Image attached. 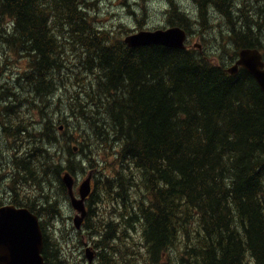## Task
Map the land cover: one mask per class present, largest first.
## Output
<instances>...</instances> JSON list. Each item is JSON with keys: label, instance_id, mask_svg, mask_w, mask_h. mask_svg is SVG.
I'll return each instance as SVG.
<instances>
[{"label": "trees", "instance_id": "1", "mask_svg": "<svg viewBox=\"0 0 264 264\" xmlns=\"http://www.w3.org/2000/svg\"><path fill=\"white\" fill-rule=\"evenodd\" d=\"M191 1L196 21L170 0V26L190 35L191 28L206 29L219 16L234 49L232 63L242 49L264 56V0ZM86 5V0H0V75L11 53L29 61L21 78L0 82V123L11 125L0 127V144L19 137L28 145L25 153L14 147L0 170L10 167L15 182L40 192L38 207L33 201L14 204L41 219L45 264L67 263L60 239L49 238L42 220L59 213L54 186L66 198L61 174L77 178L80 156L107 164V149L112 173L99 176L127 213L128 227L100 220L93 242L98 264H264V97L254 79L242 68L230 74L195 49L130 48L113 41L93 26ZM71 50L92 76L69 100L80 140L88 149L97 145L93 158L81 144L60 157L53 148L67 128L60 131L48 119L34 129L16 113L67 88L60 74L70 70ZM140 186L143 199L133 203L128 189ZM135 226L144 249L139 257L126 247L122 251L123 236Z\"/></svg>", "mask_w": 264, "mask_h": 264}, {"label": "rangeland", "instance_id": "2", "mask_svg": "<svg viewBox=\"0 0 264 264\" xmlns=\"http://www.w3.org/2000/svg\"><path fill=\"white\" fill-rule=\"evenodd\" d=\"M87 5L85 11L88 14V18L96 29L105 31L113 35L112 40L123 41L128 35H131L140 31H154L157 29H167L171 27L168 23V11L170 9V0H86ZM179 7V10L186 13L193 21H196V9L191 0H173ZM218 21V22H217ZM217 23V24H216ZM226 23L222 18L217 16L216 21L209 20L206 29L202 28H191V34L189 35V41L187 47L189 49L198 50L206 57L210 58L212 62L217 65L224 64L226 67H231L232 60L234 58V49L232 44L229 42L227 35H225ZM3 53L0 52V57ZM7 62L4 72L0 75V82H12L16 81V78H21L23 73L29 69L27 59L21 58L20 54L7 55ZM81 58H78L75 51L71 50L68 52V58L66 60L67 66L70 70L63 71L61 75L62 82L67 85V88L57 95L52 96L44 101H36L35 104L22 106L17 109L16 113H21L24 120L23 124L32 126L34 129H39L47 122L48 119L53 120L56 123V127L61 126L62 129L67 128V133L60 132L57 134L58 141L56 146L53 148L56 154L60 157H65L69 153V149L72 148L73 152L77 149V146L83 145L84 152L92 151L90 157L93 158L98 151L97 145H93L91 149H88V144L85 141L80 140L78 133L80 130L77 127L76 119L71 115L74 106L70 104L69 95L74 91H80V88L88 86L92 81V76L86 73V70L80 67L79 62ZM77 66V67H76ZM69 76L65 81V76ZM6 80V81H3ZM60 85L63 87V83ZM0 83V84H1ZM83 85V86H82ZM21 100V99H20ZM23 101V99H22ZM28 108V109H27ZM31 108V109H30ZM56 114V115H55ZM61 117L62 122H58L57 119ZM63 117V118H62ZM60 123V125H59ZM11 125H4L0 123V127L9 128ZM0 128V132H2ZM61 131V130H60ZM68 139V140H67ZM9 141L0 144V163L2 161H9V157H13L15 151L14 147L18 146L17 152L25 153L28 145L22 144L26 140L17 138L16 142ZM77 141L78 143H74ZM100 153V152H99ZM19 154V153H18ZM107 164L99 163L96 161L95 164L86 162L82 156L79 157L81 161V168L77 167V183L76 187L86 177V175L92 171L93 179L92 194L89 197L90 207L88 211L91 212L89 220L85 219L81 231L76 232L73 227L72 219L75 214L71 208L68 199L64 198L61 192H58L57 186H54V194H56L57 207L59 213L54 218H49L48 215L44 214L43 223L47 228L48 236L50 239H60V249L62 257L67 259L68 264H87V260L84 251L87 247L94 248V240H97V233L94 228H98L99 222L102 218H106L113 221L118 228L125 229L127 220H124L123 215H127L123 209H121V203L115 202L116 195L112 193L108 194V190L104 185V178L99 176V173H112V166L110 160L112 159L111 149H107L106 153ZM97 163V164H96ZM103 165V166H102ZM5 169H1L0 173V205H15V203H27L35 202V207L40 206V200L38 196L40 192H36L35 188H32L29 183L18 179L15 182V177L12 172L8 171L10 167L5 166ZM102 168V171L100 172ZM134 169V168H132ZM5 171V172H3ZM10 173L13 175L9 176ZM48 175L44 177L47 181ZM13 183V184H12ZM56 184V183H55ZM13 185V188L11 187ZM15 188V190H14ZM106 190V193L104 191ZM60 191V190H59ZM142 187L139 189L132 188L131 191L128 189V199L133 200V203L141 201L142 198ZM107 194V195H106ZM113 196V200L111 199ZM29 198L30 201H27ZM34 205V204H32ZM41 220V219H40ZM88 223V225H87ZM91 229H93L91 231ZM64 237V238H63ZM141 235L139 234V226H135V230L126 232L123 236L122 251L126 247L128 253L134 254L139 257V254H144V249L141 246ZM177 249H181V245L177 246ZM178 254H176L177 256Z\"/></svg>", "mask_w": 264, "mask_h": 264}, {"label": "water", "instance_id": "3", "mask_svg": "<svg viewBox=\"0 0 264 264\" xmlns=\"http://www.w3.org/2000/svg\"><path fill=\"white\" fill-rule=\"evenodd\" d=\"M187 34L183 29L170 28L155 31H141L127 36L124 43L131 48L157 45L183 50ZM239 68L244 69L256 82L264 97V61L257 49H242L235 64L228 69L236 74ZM61 181L66 188L67 197L75 211L73 226L79 231L87 216L86 199L91 193L92 174L74 190L75 179L70 173H64ZM43 232L38 217L27 208L14 205L0 206V264H45L42 255ZM90 262L92 252L86 249Z\"/></svg>", "mask_w": 264, "mask_h": 264}, {"label": "flooded vegetation", "instance_id": "4", "mask_svg": "<svg viewBox=\"0 0 264 264\" xmlns=\"http://www.w3.org/2000/svg\"><path fill=\"white\" fill-rule=\"evenodd\" d=\"M87 248H90L91 252H92V259L91 261L89 262L87 260V257H86V249L84 251V254H85V257H86V260H87V264H98V250H96L95 248H91V247H87ZM68 264V263H66Z\"/></svg>", "mask_w": 264, "mask_h": 264}, {"label": "bare ground", "instance_id": "5", "mask_svg": "<svg viewBox=\"0 0 264 264\" xmlns=\"http://www.w3.org/2000/svg\"><path fill=\"white\" fill-rule=\"evenodd\" d=\"M170 28H180V29H182L181 27H179V26H171V27H169V28H167V29H170ZM131 48V47H130Z\"/></svg>", "mask_w": 264, "mask_h": 264}]
</instances>
